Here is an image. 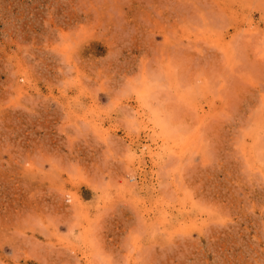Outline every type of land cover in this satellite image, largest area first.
I'll use <instances>...</instances> for the list:
<instances>
[{
	"label": "rangeland",
	"instance_id": "374dc122",
	"mask_svg": "<svg viewBox=\"0 0 264 264\" xmlns=\"http://www.w3.org/2000/svg\"><path fill=\"white\" fill-rule=\"evenodd\" d=\"M0 264H264V0H0Z\"/></svg>",
	"mask_w": 264,
	"mask_h": 264
}]
</instances>
